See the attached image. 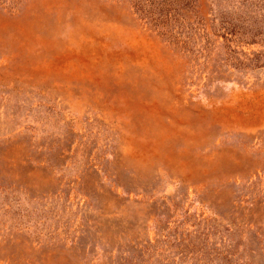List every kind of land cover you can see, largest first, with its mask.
<instances>
[{
    "label": "rangeland",
    "instance_id": "rangeland-1",
    "mask_svg": "<svg viewBox=\"0 0 264 264\" xmlns=\"http://www.w3.org/2000/svg\"><path fill=\"white\" fill-rule=\"evenodd\" d=\"M0 264H264V0H0Z\"/></svg>",
    "mask_w": 264,
    "mask_h": 264
}]
</instances>
